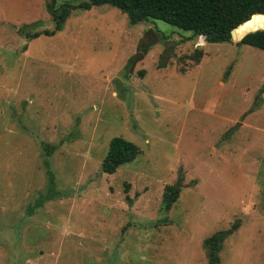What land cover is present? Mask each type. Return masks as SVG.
I'll return each instance as SVG.
<instances>
[{
  "label": "rangeland",
  "instance_id": "374dc122",
  "mask_svg": "<svg viewBox=\"0 0 264 264\" xmlns=\"http://www.w3.org/2000/svg\"><path fill=\"white\" fill-rule=\"evenodd\" d=\"M48 3L0 0V264H207L221 230L217 264H264V50L107 4L29 38Z\"/></svg>",
  "mask_w": 264,
  "mask_h": 264
},
{
  "label": "trees",
  "instance_id": "16d2710c",
  "mask_svg": "<svg viewBox=\"0 0 264 264\" xmlns=\"http://www.w3.org/2000/svg\"><path fill=\"white\" fill-rule=\"evenodd\" d=\"M102 4L123 12L129 23L158 19L177 29L190 31L192 36L201 35L207 41H228L230 31L235 28V39L244 34L237 43L264 50V29H258L264 28L263 15H252L247 23L237 26L252 13L264 14V0H79L76 4L61 2L56 5L55 0H49L47 8L54 22L53 29L27 35L29 38L41 33L51 35L61 27L72 9H88ZM158 36L155 38L158 39ZM199 54V51H195L193 59L197 60ZM137 154L138 147L133 142L112 137L101 160L100 170L111 174L118 166L132 161ZM179 190L177 184L164 185L160 203L165 211L176 200ZM228 232L216 231L203 238L201 243L207 264H217V252Z\"/></svg>",
  "mask_w": 264,
  "mask_h": 264
},
{
  "label": "water",
  "instance_id": "95a60500",
  "mask_svg": "<svg viewBox=\"0 0 264 264\" xmlns=\"http://www.w3.org/2000/svg\"><path fill=\"white\" fill-rule=\"evenodd\" d=\"M255 14H256V15H263V16H264V14L252 13V14L249 15V17H248L247 19L243 20V21H242L240 24H238L237 26H242V25H244L245 23H247V22L251 19L252 15H255ZM234 29H235V28H234ZM234 29H232V30L230 31V34H229V35H230V39H231V40H237V41H238V40H239L244 34H243L242 36H240L238 39H235ZM258 29H264V28H258ZM254 30H257V29H254ZM254 30H252V31H254ZM249 32H251V31H249ZM246 33H248V32H246ZM246 33H245V34H246Z\"/></svg>",
  "mask_w": 264,
  "mask_h": 264
}]
</instances>
